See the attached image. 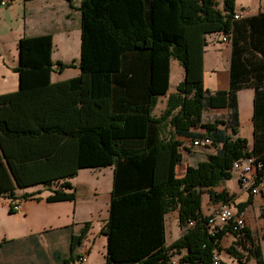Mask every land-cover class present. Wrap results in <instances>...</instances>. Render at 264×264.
<instances>
[{
	"label": "trees",
	"instance_id": "obj_1",
	"mask_svg": "<svg viewBox=\"0 0 264 264\" xmlns=\"http://www.w3.org/2000/svg\"><path fill=\"white\" fill-rule=\"evenodd\" d=\"M234 2L223 0L219 8L217 0H81L78 68L88 80L86 92L94 108L99 109L100 100L108 102V119L99 126L72 130L51 124L13 128L0 120V197L9 200V212H16L13 203L20 197L40 199L42 189L49 191L47 202L73 201L76 193L69 178L78 169L113 166L108 218L100 230L106 237L103 264H171V251L181 248L187 250L182 262L213 264L226 231L237 236L225 250L238 264H247L250 257L264 264V231L262 246L254 243L247 228L239 234L225 227L212 236L201 212L205 192L213 201L231 199L226 191L212 188L232 177L235 161L253 157L258 164L256 181L264 176V46L260 42L264 45V20L249 25L250 44L260 57L247 52L245 64L236 69L232 57L227 89L209 91L202 80L186 75L168 95L160 115H152L158 97L168 91L171 58L187 70L191 61L200 59L208 32L226 34L235 44L241 17L234 18ZM52 48L50 33L19 38L14 67L18 94L44 90L54 66L58 71L73 66V61L54 62ZM245 87L254 90L251 150L247 139L237 135V91ZM209 109L226 112L203 120ZM176 135L191 140L209 137L215 151L177 176L182 142ZM71 141L74 152L67 149ZM36 184L41 188L16 194L17 188ZM251 201L250 197L237 203V213ZM175 208L183 232L166 246L164 214ZM188 221L193 225L187 227ZM88 226L87 222L80 233L71 234L67 256L52 254L57 263L74 264L80 257L76 249Z\"/></svg>",
	"mask_w": 264,
	"mask_h": 264
},
{
	"label": "crops",
	"instance_id": "obj_2",
	"mask_svg": "<svg viewBox=\"0 0 264 264\" xmlns=\"http://www.w3.org/2000/svg\"><path fill=\"white\" fill-rule=\"evenodd\" d=\"M80 2L81 0H71L73 4L71 6L72 4L67 0H11L6 6L0 7V120H6L11 127L32 129L41 124H51L72 130L92 128L107 121L109 115L108 102L102 100L96 102L99 107V109H96L89 101L86 92L88 91V80L86 77L80 76L79 58L69 57L64 59L65 55L62 52L57 59L53 57V49L54 51L59 50V42L60 47L65 48L75 27L79 28L80 33V11L77 9ZM217 3L218 7L222 8L223 0H217ZM56 4L58 5L57 9ZM234 13L241 14V19L236 25L235 44L232 41L223 43L220 40L219 32H208L205 35L206 44L200 53V59L196 57V60L191 61L187 70L182 67L177 59H170L169 88L165 95L158 97L152 115H160L166 107L168 95L175 92L177 84L186 75L190 80H202L204 87L209 91L227 89L230 83L232 57L235 62V69L240 64H245V58L248 57L247 52L255 54V58L260 57L258 51L251 46L252 43L250 44L249 25L264 20V0H235ZM13 17L19 18L15 19V24L13 23ZM44 33L52 35V60L54 62L61 60L65 63L73 61L74 64L65 67L62 71H58L54 66L50 74V85L44 90L18 94V74L14 71V67L18 63L17 42L23 35L35 36ZM252 37L255 42L258 41L257 35ZM56 40H58V43ZM260 42H262L261 46H264L263 41ZM237 102L239 117L237 135L247 139L248 149L251 150L254 142L252 123L254 90L250 87L239 89L237 91ZM209 111H221L223 114L226 109H209ZM242 124H244V127H242ZM167 130H170V128L167 127ZM175 138L182 142L180 147L182 160L176 165L175 169L176 175L182 176L186 166L196 165L199 162L197 160L200 158L201 161L203 158L196 153L195 147L191 146V138L180 135H176ZM67 146L70 152L75 151L74 141L69 142ZM208 148L214 147L210 146ZM187 152H194L195 154L192 157ZM185 157L188 160H184ZM191 157L197 162L190 163ZM104 171H107L106 179L109 182V187L106 195L107 203L102 210L86 198L88 195H93L96 198L94 200H97L100 193L94 191L96 188L91 189L87 182L80 179V176L82 173H88V175L91 173L95 174L98 179L101 173L104 175ZM232 173L234 176L224 180L212 190L216 192L226 191L235 206L237 203L244 202L251 197V204L241 213H238L244 217L246 227L251 229L257 225L253 209L257 210L264 204V194H250L247 186L239 181L240 170L233 169ZM113 174V166L78 169L77 173L69 178L76 193L73 201L47 202L45 197L49 194V191L45 189H42L38 194L40 196L38 200L34 197L18 198L16 202L19 204L20 209L16 212H21L24 217L31 218V216H35L34 210L37 207L39 218L36 223L40 226L37 227L36 231H30L25 235L10 239L11 242H14V245L7 252L6 250L0 252V257L3 259L0 260V264H47L46 248L51 249V256L56 252L67 256L71 234L80 233L87 222L89 226L86 236L76 249L79 256H85L86 258L80 264H103L105 262L106 237L100 230L108 218ZM39 188H41L40 184L22 189L17 188L16 194L20 196L25 191L29 192ZM206 193H203L201 198V211L204 214H208L207 212L212 211L214 208L216 209L221 203V201H217L213 204V200L211 201L208 193L207 198L204 199ZM0 200L9 208L8 199L0 197ZM206 201H210V207H207ZM259 217L257 220H262L264 224V215L262 214ZM164 226L165 245L169 246L179 239L183 232L179 225L177 208L164 214ZM236 240L237 236L232 232L226 231L224 233L220 239L221 250L217 252L220 263L238 264L237 260L225 250ZM260 245H263L262 241ZM235 246L238 251L246 253L241 246ZM28 247L32 249V255H29V258L25 251ZM1 249L3 247H0ZM186 253L185 248L172 250L170 259L176 261L177 264H188L180 260L181 256ZM54 262L57 263L55 260ZM78 263L77 259L74 264ZM247 264L257 263L251 257L247 260Z\"/></svg>",
	"mask_w": 264,
	"mask_h": 264
},
{
	"label": "rangeland",
	"instance_id": "obj_3",
	"mask_svg": "<svg viewBox=\"0 0 264 264\" xmlns=\"http://www.w3.org/2000/svg\"><path fill=\"white\" fill-rule=\"evenodd\" d=\"M50 1H53V0H50ZM71 6H73V4ZM57 8H58V5L56 4V9ZM22 11H23V9H22ZM15 19H19V18L13 17V23L14 24L16 23ZM56 42L58 43V40H56ZM63 44H64V42H63ZM67 44H68V46H67ZM79 49H80V33H79V28L75 27L74 31L72 32L71 37L68 39V41L66 43V47L65 48H63L62 46L60 47V42H59V50L54 51V49H53V57H54V59H57L59 57L58 55H60V53L62 52L63 55H65L64 59L69 58V57H72V58L74 57V59H76V57L79 58V55H80ZM72 58H70V59H72ZM173 78H174V74H173ZM221 114H222L221 111L206 110L203 113V120H211L214 117L220 116ZM242 127H244V124H242ZM195 149H196V153L203 159L206 158L207 154L214 152V148H208V147L195 148ZM188 154L193 157V155L195 153L193 152V153H188ZM192 157L189 160L190 163H196L197 161H200V158L197 161H195L194 159H192ZM184 160H188L187 157H185ZM182 166H181V168H182ZM106 172L107 171H104V175H102V173H101V175H99L98 179L96 178L95 174H91V173H89L90 175H88V173H82V175L80 176V179L87 182L88 186L91 189L96 188V190H94V191L100 193L97 200H94L96 198L93 195H88V196H86V198L89 199V202L93 203V205L98 206L99 209H102V210L104 209V207L107 203V198H106L107 196L106 195H107V189L109 187V182L106 179V176H107ZM232 176H234V174ZM239 181H240V178H239ZM206 198H207V193L204 194V199H206ZM206 202H207V207H210L209 206L211 204L210 201H206ZM212 202L214 204V202H217V201H212ZM35 210H34V212H35L34 217H32L30 215L31 218H26V217H24L23 213H21V212L9 213L8 206L3 201L0 200V242H2L4 245L3 249H1L0 252H4L5 250L7 252L8 249H10L12 247V245H14V242H11V241L4 244L5 241H8L12 238H16L18 236L25 235L30 231H36V229H38L37 227L40 226V224L36 223V221L39 218L37 207L35 208ZM215 211H216V209L214 208L212 211L207 212L208 214H204L202 211L201 212L203 215L209 216V215L213 214ZM253 212H254V215L256 217L257 225L252 227L251 229H249L247 227L246 228L249 230L250 235L254 240V243L259 244L261 242V238H260L261 233H263V231H264V224L262 223L263 222L262 220L259 221L257 219L260 218L259 216H261L262 214L264 215V204L260 208H257V210L253 209ZM192 225L193 224L189 225L187 223V227L192 226ZM46 250H47V257H48L47 264H57L54 262L53 257L51 256V249L46 248ZM25 251H26V255H28V258H29V255H32V249H29V247H28V248H26ZM245 252H246V250H245ZM7 259H8V257H7ZM0 260H3V259L0 257ZM58 264H60V263H58Z\"/></svg>",
	"mask_w": 264,
	"mask_h": 264
},
{
	"label": "built area",
	"instance_id": "obj_4",
	"mask_svg": "<svg viewBox=\"0 0 264 264\" xmlns=\"http://www.w3.org/2000/svg\"><path fill=\"white\" fill-rule=\"evenodd\" d=\"M11 0H2L1 6H6ZM241 14L235 13L234 18H240ZM220 40L223 43L229 41V37L226 34H220ZM191 145L195 148H203L212 146V141L209 137L194 138L191 140ZM258 164L254 162L253 157H245L237 160L233 163V169L240 170V181L244 183L250 194L252 195H263L264 194V177L256 181V169ZM13 209L18 211L20 206L17 202L13 203ZM188 224H193V221H188ZM205 226L208 234L214 236L220 230L225 227H230V229L239 234L243 233L246 228V222L243 216L237 213V208L234 202L229 199L225 202H221L216 208V211L207 216L205 221ZM86 260L85 256H80L78 262L82 263ZM171 264H177L176 261L170 259ZM213 264H220V258L217 251H214Z\"/></svg>",
	"mask_w": 264,
	"mask_h": 264
}]
</instances>
